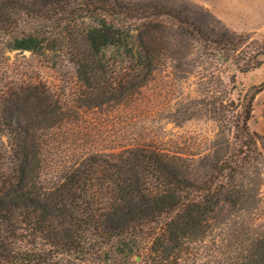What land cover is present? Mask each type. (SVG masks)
<instances>
[{"label": "trees", "instance_id": "obj_1", "mask_svg": "<svg viewBox=\"0 0 264 264\" xmlns=\"http://www.w3.org/2000/svg\"><path fill=\"white\" fill-rule=\"evenodd\" d=\"M12 52L69 62L97 100L85 108L132 96L167 59L196 71L178 113L217 123L211 149L63 153L62 103L10 71ZM263 56L190 0H0V264H264V135L249 125L264 83L237 82Z\"/></svg>", "mask_w": 264, "mask_h": 264}, {"label": "rangeland", "instance_id": "obj_2", "mask_svg": "<svg viewBox=\"0 0 264 264\" xmlns=\"http://www.w3.org/2000/svg\"><path fill=\"white\" fill-rule=\"evenodd\" d=\"M190 1L208 9L231 31L247 33L264 42V0ZM8 60L10 71L27 82L45 85L62 103L68 118L66 128L58 136L63 153H78V146L85 142L86 148L93 146L96 150L118 152L145 145L172 156L198 158L209 152L218 132L215 121L200 117L181 119V105L199 96L198 75L195 71L186 78L179 77L170 59L132 96L124 92L126 97L118 102L89 108L84 106L94 104L96 98L78 78L75 68L69 62L62 63L58 55L12 52L8 53ZM131 80L134 78L125 75H103L94 81L124 91ZM237 82L246 90L264 83V65L246 74L238 73ZM106 87L102 89L108 90ZM249 125L264 135V91L254 102ZM133 264H141L140 259H134Z\"/></svg>", "mask_w": 264, "mask_h": 264}]
</instances>
